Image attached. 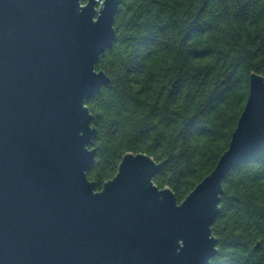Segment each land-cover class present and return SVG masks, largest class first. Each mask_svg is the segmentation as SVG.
I'll use <instances>...</instances> for the list:
<instances>
[{
    "label": "water",
    "instance_id": "obj_1",
    "mask_svg": "<svg viewBox=\"0 0 264 264\" xmlns=\"http://www.w3.org/2000/svg\"><path fill=\"white\" fill-rule=\"evenodd\" d=\"M0 0V264H210L223 183L264 151V76L215 168L179 202L162 167L127 152L97 189L87 102L116 40L120 0Z\"/></svg>",
    "mask_w": 264,
    "mask_h": 264
},
{
    "label": "trees",
    "instance_id": "obj_2",
    "mask_svg": "<svg viewBox=\"0 0 264 264\" xmlns=\"http://www.w3.org/2000/svg\"><path fill=\"white\" fill-rule=\"evenodd\" d=\"M115 26L96 65L110 82L87 102L88 178L102 189L127 152H145L163 163L154 182L181 202L228 148L251 74L264 76V0H120ZM223 188L210 264H264V151Z\"/></svg>",
    "mask_w": 264,
    "mask_h": 264
}]
</instances>
